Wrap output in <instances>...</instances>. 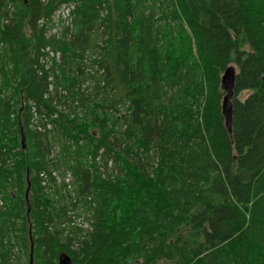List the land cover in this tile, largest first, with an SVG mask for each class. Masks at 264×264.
Masks as SVG:
<instances>
[{
	"label": "trees",
	"instance_id": "1",
	"mask_svg": "<svg viewBox=\"0 0 264 264\" xmlns=\"http://www.w3.org/2000/svg\"><path fill=\"white\" fill-rule=\"evenodd\" d=\"M31 243L32 264H264V0H0V264Z\"/></svg>",
	"mask_w": 264,
	"mask_h": 264
},
{
	"label": "water",
	"instance_id": "2",
	"mask_svg": "<svg viewBox=\"0 0 264 264\" xmlns=\"http://www.w3.org/2000/svg\"><path fill=\"white\" fill-rule=\"evenodd\" d=\"M235 73L236 69L234 66H228L222 76H221V88L224 91V96L222 99V114L225 119V125L228 131L231 130V122H232V101L231 98L233 96V88L235 82ZM23 141V139H22ZM29 184L27 186L25 197L27 198ZM30 206L28 204L27 210L29 211ZM30 264H32V243L30 246ZM59 264H71V262L66 257H60Z\"/></svg>",
	"mask_w": 264,
	"mask_h": 264
},
{
	"label": "rangeland",
	"instance_id": "3",
	"mask_svg": "<svg viewBox=\"0 0 264 264\" xmlns=\"http://www.w3.org/2000/svg\"><path fill=\"white\" fill-rule=\"evenodd\" d=\"M66 12L65 11H60V12H56L55 13V15H54V22L53 21H51V22H49V25H54V27L56 26V24L57 25H61V20L62 21H64V20H66ZM99 51V50H98ZM55 56V55H54ZM55 58H56V56H55ZM74 223H76V224H78V225H81V227H83V228H86V227H88L87 225V221L83 218V216L81 215H79V216H76L75 218H74Z\"/></svg>",
	"mask_w": 264,
	"mask_h": 264
},
{
	"label": "built area",
	"instance_id": "4",
	"mask_svg": "<svg viewBox=\"0 0 264 264\" xmlns=\"http://www.w3.org/2000/svg\"><path fill=\"white\" fill-rule=\"evenodd\" d=\"M63 9H64V10H63ZM57 11H58V12H60V11H65V12H66V15H68V11H69V9H67V7H64V8L62 7V8H60V9H58ZM57 11H56V12H57ZM50 55L53 56V55H54L53 52L50 51ZM57 57H58V55H57Z\"/></svg>",
	"mask_w": 264,
	"mask_h": 264
}]
</instances>
